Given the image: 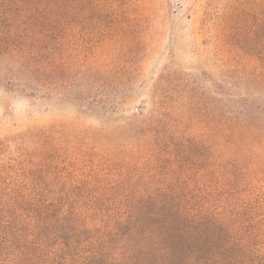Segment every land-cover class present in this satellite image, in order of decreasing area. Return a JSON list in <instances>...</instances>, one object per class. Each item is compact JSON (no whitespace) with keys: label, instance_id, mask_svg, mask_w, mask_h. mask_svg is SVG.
<instances>
[{"label":"trees","instance_id":"trees-1","mask_svg":"<svg viewBox=\"0 0 264 264\" xmlns=\"http://www.w3.org/2000/svg\"><path fill=\"white\" fill-rule=\"evenodd\" d=\"M118 9L0 0V88L34 99L74 83L82 113L122 110L138 65L75 43ZM254 21L215 24L218 99L168 70L122 124L0 138V264H264V11Z\"/></svg>","mask_w":264,"mask_h":264},{"label":"rangeland","instance_id":"rangeland-1","mask_svg":"<svg viewBox=\"0 0 264 264\" xmlns=\"http://www.w3.org/2000/svg\"><path fill=\"white\" fill-rule=\"evenodd\" d=\"M117 5L120 9L95 16L96 21H105L107 25H95L90 29L91 34L78 26L75 43L95 47L96 59L138 65L133 82L117 93L129 97L123 111L108 109L101 113V118L96 109L82 113L74 83L57 96L34 99L0 88V138L33 126L57 123L91 128L122 124L119 116L135 114L143 106L150 108L154 86L168 70L193 74L215 96L214 81L221 83L218 62L210 59L216 22L222 16L236 21L245 16L252 27L256 13L264 11V0H117ZM103 46L109 49L103 50ZM217 106L218 103L213 108L215 111Z\"/></svg>","mask_w":264,"mask_h":264}]
</instances>
